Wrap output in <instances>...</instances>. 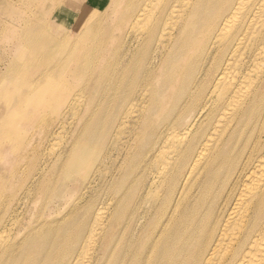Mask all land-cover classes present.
Masks as SVG:
<instances>
[{
	"label": "bare ground",
	"instance_id": "obj_1",
	"mask_svg": "<svg viewBox=\"0 0 264 264\" xmlns=\"http://www.w3.org/2000/svg\"><path fill=\"white\" fill-rule=\"evenodd\" d=\"M100 1L41 0V22L8 23L1 64L41 30L0 79V120H73L34 171L53 204L33 212L26 199L8 215L0 196V264H264V0H133L117 45ZM9 8L0 0V23Z\"/></svg>",
	"mask_w": 264,
	"mask_h": 264
},
{
	"label": "rangeland",
	"instance_id": "obj_2",
	"mask_svg": "<svg viewBox=\"0 0 264 264\" xmlns=\"http://www.w3.org/2000/svg\"><path fill=\"white\" fill-rule=\"evenodd\" d=\"M132 1L133 0H101L99 3V6L102 5L105 7V10L98 14L100 16L99 20L101 22H106L107 30L105 31V37L116 38V40H114L116 45L121 36L124 37L125 31L128 28L130 20L127 18L128 12L133 14L132 7L129 6ZM40 2L41 0H10V2L7 3L6 0H1L3 6L9 5L12 6V8L2 11V22L0 23V47L6 46L13 38H15L12 28L8 26V23H19L22 19H24V17L32 19L37 23L41 22V15L39 14V11L41 10ZM93 6H97V4H93ZM80 7L81 5H74L71 7L72 12H76ZM49 19V24L56 26L55 24L57 21H55L52 17ZM40 30L41 29L38 31V29L34 28L31 30L32 33H30V31L24 32L23 36L26 37L21 41H24L26 44L25 48H23L22 51H17V49L14 50L9 59L6 54L2 52L3 61L2 64L0 63V79L7 70L12 73H18L19 66L24 64L22 62L27 57V51L30 52V50L38 44ZM56 31L57 30L55 29V33ZM33 33H38V35L33 39V43L31 44L32 40L29 38ZM68 51L69 49L67 48V52ZM80 52L81 50L78 47L73 48V53L78 62H81V59L79 60L78 58ZM74 55L67 56L63 59V61L67 60L66 64H68L69 60L74 58ZM110 66L111 64L107 67L108 70L110 69ZM108 75H105V77H108ZM17 82L20 83L21 79L17 78ZM101 93V90H97L95 92L96 95ZM6 94H8V91L5 88V85H0V105L2 106L7 105L4 101L5 98H8ZM165 95L166 97H170L169 92H165ZM46 97L52 100L55 98V96H49V93ZM168 100L169 98L164 101V104L156 110L154 115V122L159 129L162 127L163 120L168 115L170 110ZM42 104L43 102H41L38 106ZM72 110H64L58 118H55L56 115H54V113H43L40 117H33L24 121L26 123L33 122L30 126L17 124L10 126L7 124V120H0V124L2 125V129L0 128V142L1 145L6 147V149L0 151V196L7 201L8 215L10 213L12 214L14 208L15 212L20 213V208L16 207L15 204L18 205V203H21L22 200L23 202L26 199L29 200L28 210L33 212L34 203H36L38 207L42 206L43 208H46V206H49V204L56 200L52 193L50 195L47 194L48 191L46 194L43 193L44 189L41 188L39 182H33V176L34 171L40 164H42L44 160L43 156L46 157L47 154L61 150L62 146L69 140V126L70 122L73 120ZM64 132H66L65 139L62 144L58 146ZM13 145L15 146L14 151H19L20 155L18 157L13 156ZM8 149H11V151L9 152ZM23 151H27L28 156H23ZM33 153H35L34 157H32ZM2 155H5V157ZM9 162H12L11 167L7 166ZM116 167L121 166L116 164L113 165V168L110 167L111 169H109L112 170ZM104 173H106L105 170L103 174ZM103 174L98 175V177H102ZM4 186H6V188H4ZM101 192L102 190L98 193ZM46 214V209L39 211L36 214V221L33 224L43 221ZM26 225L27 223L24 222L23 227ZM53 226L43 224L38 229L39 231L41 229L43 233H48L50 229L57 231V229L53 228ZM23 227H20L18 230L23 233L26 231L29 233V230H26L27 228ZM29 242L36 247L40 245V241L38 239L33 241L30 240ZM31 252L35 254L36 250L32 248Z\"/></svg>",
	"mask_w": 264,
	"mask_h": 264
}]
</instances>
